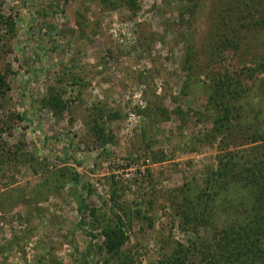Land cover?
I'll return each mask as SVG.
<instances>
[{
  "label": "rangeland",
  "instance_id": "rangeland-1",
  "mask_svg": "<svg viewBox=\"0 0 264 264\" xmlns=\"http://www.w3.org/2000/svg\"><path fill=\"white\" fill-rule=\"evenodd\" d=\"M229 2L0 0V116H25L1 139L0 264H168L212 243L174 212L224 154L205 112L213 79L259 52L214 47ZM243 82L262 110L264 72ZM107 221L123 227L117 254Z\"/></svg>",
  "mask_w": 264,
  "mask_h": 264
},
{
  "label": "trees",
  "instance_id": "trees-1",
  "mask_svg": "<svg viewBox=\"0 0 264 264\" xmlns=\"http://www.w3.org/2000/svg\"><path fill=\"white\" fill-rule=\"evenodd\" d=\"M103 2L115 7L124 4L133 9L136 6V0ZM222 14L221 38L214 39V47L242 49L239 53L243 54L249 41L254 40L256 47L251 46V50L259 52L253 55L251 64H241L236 71L229 69L230 73L213 79L214 84L207 91L205 112L212 123L211 135L222 141L224 154L218 156L216 167H211L200 183L195 186L186 183L179 189L182 200L174 216L180 218L184 229L190 226L195 234L199 228H209L212 245L205 240L181 245L175 262L168 264H191L197 256L199 259L192 264H264V103L259 111L254 104L244 103L248 93L243 82L252 79L258 71L264 72V0H231ZM2 25L4 20L0 14ZM191 51L186 54L187 71L193 69L190 68L196 59L193 45ZM8 92L5 76L0 75V111ZM12 119L24 120L25 116L10 113L6 120L0 116V157L4 153L2 134ZM84 202L85 199L80 212L86 208ZM116 226L109 221L101 226L111 254H117L125 241L123 227Z\"/></svg>",
  "mask_w": 264,
  "mask_h": 264
}]
</instances>
